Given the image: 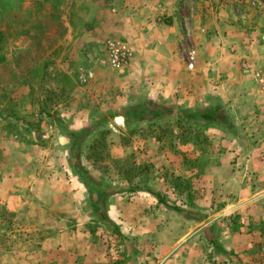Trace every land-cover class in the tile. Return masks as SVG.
I'll return each instance as SVG.
<instances>
[{"label":"rangeland","instance_id":"rangeland-1","mask_svg":"<svg viewBox=\"0 0 264 264\" xmlns=\"http://www.w3.org/2000/svg\"><path fill=\"white\" fill-rule=\"evenodd\" d=\"M98 1L0 0V183L5 171L30 166L28 152L34 135L46 136L39 122L48 125L47 133L64 132L50 126L59 118L55 110L60 104L72 109L76 94L78 108L84 103L91 108V103H106V96H111L113 89L108 83L93 86L84 77L78 82L62 78L57 66L65 53L72 52L75 32L89 24L91 5ZM205 2L214 16L219 14L218 21L222 11L226 27L236 26L250 36L247 42H254L262 50L255 56L259 69L247 68L248 73H243L250 77L243 87L236 88L238 70L226 66L219 69L221 62L209 73L215 92L207 97L208 107L226 115L234 128L229 132L210 124H185L170 113L150 120L130 113L127 124L112 130L107 124L111 113L104 112L95 120V126L71 134L77 136L75 150L81 153L77 162L89 171L87 181L95 201H100L98 195L105 191L113 195L129 192L124 195H128L130 204L148 203L138 193L153 189L167 206L144 193L157 206L137 209L142 216L162 221L159 227L163 233H174L183 221L192 224V231L202 233L196 247L202 248L198 251L202 254H192L187 263L264 264V84L254 76L257 71L264 73V0H190L191 7L199 11L206 9ZM217 47L214 56L227 59L230 55L235 59L234 53ZM68 61L69 70L74 71L76 64ZM240 62L238 59L232 64ZM100 63V70L106 72L119 73L129 67L113 70L107 56ZM93 67L88 63L83 73L94 71ZM59 88L61 95L57 94ZM135 187L140 191L130 192ZM132 211L127 213L132 215ZM19 219L5 209L0 211V264L6 256L2 253L11 248L18 252L19 259L27 250L23 241H27L28 228ZM101 224H91L89 230L101 232L114 264L161 262L151 253H155L152 244L147 246L149 254L138 256L137 242L122 239L121 232H138L139 223H130L124 230L112 220ZM142 227L151 229L153 225L146 222ZM108 233L118 236L119 242H112L109 236L107 239ZM228 237H236L235 245H240L237 252L223 250L220 241L230 242L225 239ZM30 241L41 243V235L36 233ZM101 245L105 248L106 244Z\"/></svg>","mask_w":264,"mask_h":264},{"label":"crops","instance_id":"crops-1","mask_svg":"<svg viewBox=\"0 0 264 264\" xmlns=\"http://www.w3.org/2000/svg\"><path fill=\"white\" fill-rule=\"evenodd\" d=\"M204 4L206 9L203 11L192 8L190 0H99L91 5L89 24L75 32L72 52L65 53L57 66L62 78L66 76L78 82L84 77L93 86L108 83L113 89L111 96H106V103L96 100L95 104L91 103V108L86 106L89 103L78 108L76 94L72 109L69 105L65 108V104H60L55 110L59 118L53 122L55 125L50 126L64 129V132L47 133L48 125L44 122L40 125L39 122L46 136L34 135L31 152H28L30 159L27 165L30 166L11 168L3 174L0 211L5 209L10 216L20 218L28 228L27 241H23L27 250L20 259L12 248L2 253L6 254L1 258L4 264H19L21 261L25 262L21 264H114V259L107 255L110 251L107 253L108 244L101 232L89 230L91 224L103 225V221L97 219L91 206V202L96 201L90 185L83 182L81 173L75 168V158L81 153H77L76 145H72L71 134L95 126V120L104 112L111 113L107 124L115 130L114 126L127 124L130 113L145 118L147 113H160V116L170 113L180 117L186 113L208 111L207 97L215 92L209 73L213 68L218 69L215 65L220 62L219 69L226 66L229 70H238L236 88L243 87L242 83L250 80L249 75L243 73H248V69H259L255 56L262 50L255 47L254 42H247L250 36L247 37L236 26L226 27V15L222 11V19L218 21L219 14L214 16L208 4ZM107 40L121 43L131 52L126 70L119 73L100 70L98 65L106 57L104 45ZM217 45L223 47L225 53H234L236 60L230 55L227 59L214 56L216 51L218 54ZM238 59L241 62L233 65ZM68 60L79 68L75 66L74 71H70ZM88 63L94 65L95 70L83 73ZM217 78L220 79L218 73ZM57 94L61 95L60 88ZM181 121L194 123L187 118ZM39 127L36 133H39ZM85 172L89 175V171ZM126 193L108 198L105 217L106 221L119 223L122 230L130 223H139L138 232H121L122 239L137 242L138 256L142 252L149 254L147 246L151 244L155 249V253H151L161 259L159 264H191L186 260L192 254H202L198 253L202 248L196 247L203 234L192 231L190 222L183 221L174 233H163L159 227L162 221L150 216L146 218L139 212L151 205L157 206V202L146 199L148 193L144 191L138 195L148 203L130 204L128 195H124ZM130 210H133L132 215L127 213ZM146 222L153 227L143 228ZM36 233L41 235V243L32 244L30 237ZM108 236L112 242H119L118 236L108 233L107 239ZM225 239L230 242L219 240L224 251L239 250L240 245H235L236 237ZM148 240L151 243L147 244ZM102 243L106 244L105 248L99 246Z\"/></svg>","mask_w":264,"mask_h":264},{"label":"trees","instance_id":"trees-1","mask_svg":"<svg viewBox=\"0 0 264 264\" xmlns=\"http://www.w3.org/2000/svg\"><path fill=\"white\" fill-rule=\"evenodd\" d=\"M3 62V58L0 57V63ZM140 117H142V115H139ZM160 116V113H149L148 115H146V118H148V120L153 119L155 117ZM183 116V117H181ZM180 117L181 119H186L187 121L190 122H202V123H207L213 126H219L220 128L222 127L224 129V131H231L233 127V124H231L228 121V117L226 115H224L223 113L217 112V111H213V110H208L205 112H197V113H186V114H182ZM180 119V120H181ZM147 120V121H148ZM91 133V131L89 132ZM85 134V133H83ZM71 141H72V145H76L77 142V136L75 135H71ZM80 152L77 151V153ZM77 157V156H75ZM75 168H77L79 170V172L81 173V176L83 178V182L86 183L87 185H91L89 181H87L88 175L85 172L84 168L80 167L78 165L77 162V158H75ZM86 180V181H85ZM134 191H140V188L135 187V189L131 190L130 192H134ZM143 191L147 192L148 194L153 195L155 198H157L158 202L160 204H163L165 207L167 206L164 199H162L159 195H157L156 193H154L152 190L150 189H144ZM112 193H107V192H101L99 193L98 197H100V201H92L91 202V206L93 208V210L99 215V219H101L103 222H106V217L104 214V210H105V204L108 200V198L110 196H112ZM173 210L175 212H179L180 210L178 208H173Z\"/></svg>","mask_w":264,"mask_h":264},{"label":"built area","instance_id":"built-area-1","mask_svg":"<svg viewBox=\"0 0 264 264\" xmlns=\"http://www.w3.org/2000/svg\"><path fill=\"white\" fill-rule=\"evenodd\" d=\"M104 46L107 63L113 70H122L129 66L131 52L126 46L113 40H107ZM254 76L256 80L264 84V73L257 71Z\"/></svg>","mask_w":264,"mask_h":264}]
</instances>
